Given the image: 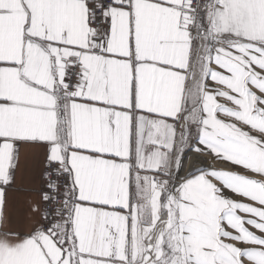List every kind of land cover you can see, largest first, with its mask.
I'll return each mask as SVG.
<instances>
[{
	"label": "snow or ice",
	"instance_id": "snow-or-ice-1",
	"mask_svg": "<svg viewBox=\"0 0 264 264\" xmlns=\"http://www.w3.org/2000/svg\"><path fill=\"white\" fill-rule=\"evenodd\" d=\"M0 264H264V0H0Z\"/></svg>",
	"mask_w": 264,
	"mask_h": 264
}]
</instances>
